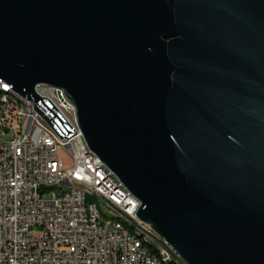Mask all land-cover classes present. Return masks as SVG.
Masks as SVG:
<instances>
[{"label":"water","instance_id":"obj_1","mask_svg":"<svg viewBox=\"0 0 264 264\" xmlns=\"http://www.w3.org/2000/svg\"><path fill=\"white\" fill-rule=\"evenodd\" d=\"M0 84L76 132L186 264H264V0H0Z\"/></svg>","mask_w":264,"mask_h":264},{"label":"built area","instance_id":"obj_2","mask_svg":"<svg viewBox=\"0 0 264 264\" xmlns=\"http://www.w3.org/2000/svg\"><path fill=\"white\" fill-rule=\"evenodd\" d=\"M35 93L76 134H50L24 96L12 89L0 96V264H157L128 238L117 213L131 215L147 243L164 246L174 263L186 264L138 218L140 201L90 151L66 93L48 85ZM13 96L22 97V104H13ZM62 153L71 156L70 168ZM89 194H101L103 207L84 205ZM100 212H108V219H100Z\"/></svg>","mask_w":264,"mask_h":264},{"label":"bare ground","instance_id":"obj_3","mask_svg":"<svg viewBox=\"0 0 264 264\" xmlns=\"http://www.w3.org/2000/svg\"><path fill=\"white\" fill-rule=\"evenodd\" d=\"M44 85H38L35 90H43ZM0 96H7V89L0 87ZM13 104H22V97L13 96ZM39 123H44L45 131L50 134H57L54 129L39 115ZM120 185H123L119 180ZM84 205L93 207H103L101 194H89L84 197ZM100 219H108V212H100ZM117 222L119 226L128 232V238L134 239V245H138L141 250H146L147 259H153L157 264H181L174 263L172 256H166L165 247L156 245V243H147L146 231L140 229L137 220L131 219V215L117 213Z\"/></svg>","mask_w":264,"mask_h":264},{"label":"rangeland","instance_id":"obj_4","mask_svg":"<svg viewBox=\"0 0 264 264\" xmlns=\"http://www.w3.org/2000/svg\"><path fill=\"white\" fill-rule=\"evenodd\" d=\"M62 158L65 162L66 168H70L72 166V158L67 153H62Z\"/></svg>","mask_w":264,"mask_h":264}]
</instances>
